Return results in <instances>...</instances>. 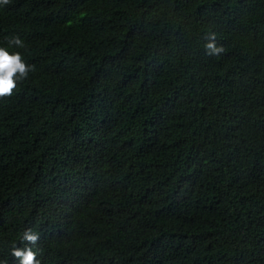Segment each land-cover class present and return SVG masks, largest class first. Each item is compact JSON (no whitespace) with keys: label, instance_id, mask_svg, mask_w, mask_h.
<instances>
[{"label":"trees","instance_id":"trees-1","mask_svg":"<svg viewBox=\"0 0 264 264\" xmlns=\"http://www.w3.org/2000/svg\"><path fill=\"white\" fill-rule=\"evenodd\" d=\"M0 47L35 65L0 99V262L32 228L40 264H264V0H9Z\"/></svg>","mask_w":264,"mask_h":264},{"label":"clouds","instance_id":"clouds-1","mask_svg":"<svg viewBox=\"0 0 264 264\" xmlns=\"http://www.w3.org/2000/svg\"><path fill=\"white\" fill-rule=\"evenodd\" d=\"M2 4H8L9 0H0ZM205 49L208 55H218L224 51L222 47H217L215 35H206ZM10 46L23 48L22 40L17 36L8 41ZM35 71V65H29L19 51L10 52L6 47H0V99L11 97L17 88L18 82L26 80L30 72ZM40 239L39 233L32 228H27L23 232L24 247H14L12 256L16 258L18 264H40L37 259L39 248H35ZM7 264V261L0 262Z\"/></svg>","mask_w":264,"mask_h":264}]
</instances>
